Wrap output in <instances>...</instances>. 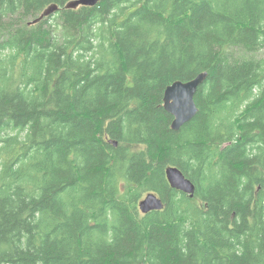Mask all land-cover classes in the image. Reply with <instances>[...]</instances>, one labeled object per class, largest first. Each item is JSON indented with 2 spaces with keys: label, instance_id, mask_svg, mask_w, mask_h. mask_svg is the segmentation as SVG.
<instances>
[{
  "label": "trees",
  "instance_id": "trees-1",
  "mask_svg": "<svg viewBox=\"0 0 264 264\" xmlns=\"http://www.w3.org/2000/svg\"><path fill=\"white\" fill-rule=\"evenodd\" d=\"M72 1L0 0V264H264V0Z\"/></svg>",
  "mask_w": 264,
  "mask_h": 264
},
{
  "label": "water",
  "instance_id": "water-1",
  "mask_svg": "<svg viewBox=\"0 0 264 264\" xmlns=\"http://www.w3.org/2000/svg\"><path fill=\"white\" fill-rule=\"evenodd\" d=\"M103 0H75L68 4L67 8L76 9L81 6L94 7ZM49 9L45 14L48 15ZM43 16V17H44ZM208 78V73L203 72L196 78L183 82L176 81L167 87L164 95V109L173 116L172 129L180 131L186 124L190 123L199 113V108L196 104V95L199 89L204 85ZM117 146V142H114ZM167 179L170 185L186 194L191 198L195 197L196 187L194 183L187 179L185 175L177 167H169L166 170ZM141 213L149 214L154 211H161L164 208L162 200L155 194L150 193L139 204Z\"/></svg>",
  "mask_w": 264,
  "mask_h": 264
}]
</instances>
